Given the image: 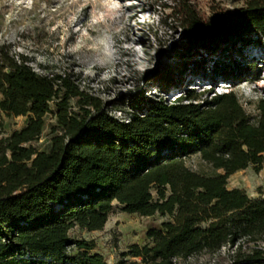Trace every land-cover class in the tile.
Returning <instances> with one entry per match:
<instances>
[{
    "label": "trees",
    "instance_id": "trees-1",
    "mask_svg": "<svg viewBox=\"0 0 264 264\" xmlns=\"http://www.w3.org/2000/svg\"><path fill=\"white\" fill-rule=\"evenodd\" d=\"M199 1L159 5L182 29L179 54L196 62L192 76L218 54L214 72L234 78L238 72L219 56L264 48V0H243L235 9L211 0L208 13ZM30 60L0 44V111L28 117L11 133L0 121V264H109L93 251L94 240L71 229H103L114 201L124 212L173 217L148 231L149 242L121 253L141 261L117 264H172L225 246L233 251L226 264H264V197L228 186L234 173L250 165L262 169L264 95L254 100L252 120L234 89L188 87L170 101L168 89L148 96L139 88L127 94L131 112L121 118L81 88L78 74L40 73ZM155 73L161 82L175 76ZM48 113L56 123L49 146L40 149L35 142ZM192 156L200 169L188 164Z\"/></svg>",
    "mask_w": 264,
    "mask_h": 264
},
{
    "label": "rangeland",
    "instance_id": "rangeland-1",
    "mask_svg": "<svg viewBox=\"0 0 264 264\" xmlns=\"http://www.w3.org/2000/svg\"><path fill=\"white\" fill-rule=\"evenodd\" d=\"M163 1L0 0V44L10 43L13 50L30 57V64L40 73L78 74L81 88H89L102 97L116 116L131 112L127 94L139 88L147 89L148 96L165 95L164 90L168 89L167 97L174 101L185 88L202 91L212 86L217 92L234 89L254 120L257 116L254 100L264 95V48L258 53L253 48L222 53L220 63L238 72L234 78L222 80L224 72H214L213 60L218 54L203 63L209 67L200 76H192L197 64L192 58H181L182 29L167 16L169 10L159 5ZM216 1L229 8L243 3V0ZM210 2L200 0V9L208 13ZM257 56L261 61H257ZM184 68L185 74L179 75ZM155 70L171 71L175 76L169 82H161ZM27 119V116L8 117L0 111L6 133L21 128ZM55 123L54 114L48 113L41 138L35 142L38 148L49 146ZM188 164L195 169L201 166L196 156ZM231 185L244 189L251 197H264V162L259 172L250 165L233 174L228 183ZM168 221H173L170 214L142 216L124 212L114 201L103 229L88 231L75 226L71 235L94 240L93 251L103 254L109 264L123 259L141 261V257L122 258L121 253L133 244L149 242L148 231L162 229ZM232 254V249L225 246L217 252L174 259L172 264H226Z\"/></svg>",
    "mask_w": 264,
    "mask_h": 264
},
{
    "label": "crops",
    "instance_id": "crops-1",
    "mask_svg": "<svg viewBox=\"0 0 264 264\" xmlns=\"http://www.w3.org/2000/svg\"><path fill=\"white\" fill-rule=\"evenodd\" d=\"M235 174V173H234ZM232 176V175H231ZM236 186H234V185H231L229 188H235Z\"/></svg>",
    "mask_w": 264,
    "mask_h": 264
},
{
    "label": "built area",
    "instance_id": "built-area-1",
    "mask_svg": "<svg viewBox=\"0 0 264 264\" xmlns=\"http://www.w3.org/2000/svg\"><path fill=\"white\" fill-rule=\"evenodd\" d=\"M80 86H81V84H80ZM117 117H121V118H123V117H124V115H123V116H117Z\"/></svg>",
    "mask_w": 264,
    "mask_h": 264
},
{
    "label": "bare ground",
    "instance_id": "bare-ground-1",
    "mask_svg": "<svg viewBox=\"0 0 264 264\" xmlns=\"http://www.w3.org/2000/svg\"><path fill=\"white\" fill-rule=\"evenodd\" d=\"M175 94H176V95H178V94H179V92H176Z\"/></svg>",
    "mask_w": 264,
    "mask_h": 264
},
{
    "label": "water",
    "instance_id": "water-1",
    "mask_svg": "<svg viewBox=\"0 0 264 264\" xmlns=\"http://www.w3.org/2000/svg\"><path fill=\"white\" fill-rule=\"evenodd\" d=\"M232 9H235V8H232Z\"/></svg>",
    "mask_w": 264,
    "mask_h": 264
}]
</instances>
